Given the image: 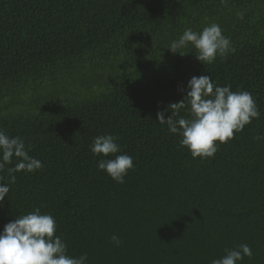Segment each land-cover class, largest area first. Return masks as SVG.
<instances>
[{
    "label": "trees",
    "instance_id": "16d2710c",
    "mask_svg": "<svg viewBox=\"0 0 264 264\" xmlns=\"http://www.w3.org/2000/svg\"><path fill=\"white\" fill-rule=\"evenodd\" d=\"M212 22L235 48L226 58L167 49ZM207 74L252 93L261 116L201 159L157 113ZM0 128L43 162L15 174L0 231L39 208L87 264H211L240 244L253 255L238 264H264V0H0ZM103 134L134 159L122 184L90 151Z\"/></svg>",
    "mask_w": 264,
    "mask_h": 264
},
{
    "label": "clouds",
    "instance_id": "9594fccd",
    "mask_svg": "<svg viewBox=\"0 0 264 264\" xmlns=\"http://www.w3.org/2000/svg\"><path fill=\"white\" fill-rule=\"evenodd\" d=\"M223 3L224 0H221ZM237 16L243 19L244 13ZM191 45L196 59L203 64H212L217 57L226 58L235 52L229 37L223 35L218 23L212 22L200 31L185 29L178 39L167 47L173 54ZM185 98L168 106L171 115L165 119L164 112L157 113V121L166 125L171 134L181 137L179 144L191 153L193 158L214 157L220 145L243 131L253 119H259L261 112L256 99L247 90L233 91L231 85L220 86L210 75L193 76L187 83ZM187 109V115H181ZM257 141L264 136L254 137ZM118 137L103 134L94 138L90 151L102 155L97 168L105 171L117 183H124V177L134 170V159L122 152ZM31 146L19 136H9L0 129V173L7 172L8 182L0 175V203H3L15 183L16 173H34L43 168V162L31 155ZM112 157V158H108ZM15 163L13 164V160ZM57 222L51 214H42L39 208L19 215L4 225L0 231V264H87L86 253L79 257L69 255L67 243L55 235ZM111 241L119 247L117 235ZM252 249L240 244L234 249H225V255L213 259L211 264H238L244 257L251 258Z\"/></svg>",
    "mask_w": 264,
    "mask_h": 264
},
{
    "label": "bare ground",
    "instance_id": "6f19581e",
    "mask_svg": "<svg viewBox=\"0 0 264 264\" xmlns=\"http://www.w3.org/2000/svg\"><path fill=\"white\" fill-rule=\"evenodd\" d=\"M5 125V124H4ZM1 129V128H0Z\"/></svg>",
    "mask_w": 264,
    "mask_h": 264
}]
</instances>
